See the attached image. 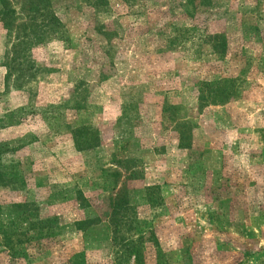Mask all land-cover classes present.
<instances>
[{
  "label": "rangeland",
  "instance_id": "1",
  "mask_svg": "<svg viewBox=\"0 0 264 264\" xmlns=\"http://www.w3.org/2000/svg\"><path fill=\"white\" fill-rule=\"evenodd\" d=\"M5 6L0 264H264V0Z\"/></svg>",
  "mask_w": 264,
  "mask_h": 264
},
{
  "label": "trees",
  "instance_id": "2",
  "mask_svg": "<svg viewBox=\"0 0 264 264\" xmlns=\"http://www.w3.org/2000/svg\"><path fill=\"white\" fill-rule=\"evenodd\" d=\"M1 5H4L3 10L0 11V21L2 23L6 22L7 19L5 17L9 18V15L12 14V11L6 9V0H0ZM30 6L33 8V10L37 13H39L40 9V2L39 1H30ZM4 21V22H3ZM49 26L55 25V19L52 14V12H49ZM49 28V27H48ZM50 31H52V28H50ZM228 97L224 95V91L220 90L219 88L216 89L215 85H208L207 83H200L198 90H197V96H196V103L197 109H201L202 107H206L209 105H221L227 101ZM138 254L135 252L134 255V261L137 262Z\"/></svg>",
  "mask_w": 264,
  "mask_h": 264
}]
</instances>
